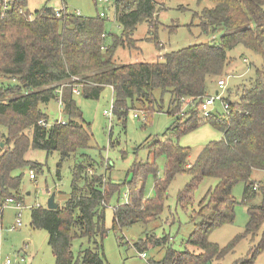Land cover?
<instances>
[{
	"label": "trees",
	"instance_id": "obj_1",
	"mask_svg": "<svg viewBox=\"0 0 264 264\" xmlns=\"http://www.w3.org/2000/svg\"><path fill=\"white\" fill-rule=\"evenodd\" d=\"M209 1L210 7L193 16L199 19L203 33L225 30L217 42L165 52L151 62L116 63L117 48L134 46L136 25L146 22L153 26L157 12L154 0H130L117 6L115 18L122 29L120 35L106 33V20L97 14L82 16L66 8L61 17H56L47 4L30 13L27 0H0V221L6 204L24 206L23 172H13L25 167L42 170L25 159L29 148L57 151L58 167L70 156L76 157L65 203L56 209H48L46 204L30 208V225L47 232L54 264H108L102 248L107 232L117 233L134 223L148 224L158 219L168 187L179 173L190 176L176 198L183 210L192 205L193 193L204 178L217 179L191 215V220H198L186 242L201 252L177 251L169 246L166 235L145 233L133 245L137 251L167 244L163 258L154 264H209L226 254L235 240L220 248L209 241L208 235L233 222L237 200L232 188L238 182H243L242 203L260 196L257 204L247 206L248 220L240 237L255 235L264 226V0ZM150 30L156 47L161 48ZM239 45L259 55L261 65L235 101L227 95L228 114L202 119L195 106L178 113L182 97L196 100L210 93L209 79L225 73L231 62L228 52ZM106 86L112 89L113 114L122 124L136 105L146 119L153 112H162V99H156V90L160 95L168 94L165 112L174 118L167 129L169 135L150 143L152 160L133 162L131 178L126 182L127 201L113 208L110 228L105 227V208L124 182L112 181L97 171L98 164L87 153L91 148L90 126L84 122L72 92L78 87L84 98H98ZM59 99L66 121L39 124L47 122L41 107ZM204 123L218 129L221 138L209 141L189 163L190 149L179 145L178 138ZM27 129L28 134L24 132ZM159 156L165 158L162 177L156 165ZM110 166L107 164L106 171ZM254 169L262 171L261 181L250 179ZM149 175L153 176V197L144 194ZM78 238H85L86 244L74 253L73 241ZM263 250L264 228L258 244L237 264H253Z\"/></svg>",
	"mask_w": 264,
	"mask_h": 264
},
{
	"label": "rangeland",
	"instance_id": "obj_2",
	"mask_svg": "<svg viewBox=\"0 0 264 264\" xmlns=\"http://www.w3.org/2000/svg\"><path fill=\"white\" fill-rule=\"evenodd\" d=\"M130 0H120V5ZM157 12L152 19V25L141 22L136 25L132 38L135 40L133 47H119L114 54L116 63L151 62L169 51L178 50L182 47L197 43L218 41L223 28H217L209 33H203L198 26L199 19L194 13H199L204 7H210L209 0H154ZM45 2L52 8H59V0H27V9L30 13L40 9ZM68 11H79L82 16H95L100 10L95 6L93 0H65ZM197 15V14H196ZM32 17V15H30ZM106 33L120 35L121 27L117 25L111 15V20L106 22ZM151 29V30H150ZM153 36L158 37L157 48ZM231 63L225 68V73L216 78L209 79V87L216 88V82L220 78H227L226 93L230 100L238 98V92L242 91L245 85L251 82L254 72L261 65L259 55L237 46L228 52ZM247 60V64L243 62ZM233 64H236V66ZM235 68V69H234ZM243 72V75H239ZM11 81V82H10ZM8 83H15L9 80ZM214 88H210L214 91ZM210 94V93H209ZM154 95L157 100L162 99L163 111L153 112L147 119L141 111L140 106L130 109L126 116L125 124H122L117 117L112 116L111 121L104 115L105 110L111 108L113 102L112 89L109 86L103 88L98 98H84L80 93L74 94L77 106L80 108L84 122L88 123L92 133L88 155L98 164L97 171L106 174V177L115 182H124L119 189V194L114 193L105 208V227L110 228L113 208L124 203L127 193L126 182L131 178L130 168L133 162H145L152 160V152L149 149L150 143L164 134L169 135V129L173 124L172 115L165 112L169 100L168 94L160 95L156 90ZM162 97V98H161ZM227 98V97H226ZM184 107V106H183ZM178 113H181V109ZM47 114V123L54 121L64 122L67 117L61 111L59 100H52L41 107ZM216 110L222 114L219 103L215 104ZM186 111V110H185ZM183 111L182 113H185ZM134 113L138 116H134ZM29 133V129L24 131ZM221 132L208 123L200 125L197 129L187 132L178 138L181 146L189 147L190 156L188 162L192 163L201 149L212 140H219ZM25 159L37 163L42 170L23 168L15 170L14 175L23 172L21 181V193L23 194L24 207L21 208V226L16 230H10L17 211L13 204H6L2 210L0 221V257H14L21 248H26L27 256L31 264H54V257L47 243L48 235L45 230L35 229L30 225V208L35 205H45L49 196L53 193L55 202L62 206L71 190L72 167L77 161L76 157L70 156L61 166L58 167L59 153H50L41 149L29 148L25 153ZM107 164L111 165L106 171ZM158 176L162 177L165 170V158L159 156L156 159ZM29 171L35 174L34 179L29 178ZM262 171L254 169L250 179L261 181ZM190 176L187 173L176 174L168 187V197L164 201V208L160 217L148 224L134 223L122 228L117 233L109 230L102 239L103 255L108 264H154L160 261L165 253L166 245H150L142 250L146 258L139 256V251L134 248V243L143 234L154 233L157 237L166 235L169 246L177 251L185 249L199 253L201 250L186 242L188 235L193 231L198 219L191 220V215L198 210V202L206 191L217 183L216 178H204L193 193L192 205L186 210L177 204L176 198L179 191L189 182ZM243 182L236 183L232 188V194L237 200L234 208V220L232 223L224 224L211 231L208 235L209 241L217 244L220 248L226 247L233 240L232 248L221 258L214 259L209 264H237L249 253L250 248L256 246L260 241L263 227L253 235L249 234L240 237L248 220L247 206L257 204L260 196L257 195L246 203H242ZM144 194L147 197L155 195L153 189V176L146 177L144 182ZM121 237V240L119 238ZM85 238H78L73 241L72 251L76 253L80 245H85ZM27 246V247H26ZM253 264H264V250L256 255Z\"/></svg>",
	"mask_w": 264,
	"mask_h": 264
},
{
	"label": "built area",
	"instance_id": "obj_3",
	"mask_svg": "<svg viewBox=\"0 0 264 264\" xmlns=\"http://www.w3.org/2000/svg\"><path fill=\"white\" fill-rule=\"evenodd\" d=\"M61 1V6L59 8L54 9L56 17H61L65 11H66V4L64 3V0H59ZM94 4L96 7H98L100 10L97 11V15L100 18L105 19L106 21L111 20V15H113V19L116 20V11H117V6L120 5V0H93ZM6 8V7H5ZM80 12L77 10L76 14H79ZM31 17V16H29ZM245 62H247L246 59H244ZM227 78H220L216 82V91L207 94L201 97H198L196 100H193L190 97H182L180 99L181 101V106L183 109H181V113L183 111H187L188 109L192 108L195 106V108L198 111L199 117L202 119H206L210 117L213 113H216L218 116H226L229 112V103L226 101L227 97V83L226 80L230 77L229 75L226 76ZM63 87V86H62ZM61 87V88H62ZM61 88L58 90L59 98L61 95ZM73 93H79V88L78 87H73L72 89ZM59 102L61 104V100L59 99ZM219 103L220 107L222 109V114H218V111L215 108V104ZM185 111V112H186ZM104 115L109 118V121H111L112 116H113V110H112V103H111V108L107 111H104ZM136 116V114H134ZM39 124L43 126H49L52 123L44 122V121H39ZM35 174L33 171H29V178L34 179ZM127 201V196L125 195L124 197V202ZM12 200H8L7 203H12ZM13 209L16 212L15 218L13 223L10 225L9 229L10 230H15L18 227L21 226V208L24 207L20 203H12ZM139 256L143 259L146 258V253L145 251L139 252ZM0 264H31L30 259L25 256L24 254L22 255H16L13 258L6 256L4 259H0Z\"/></svg>",
	"mask_w": 264,
	"mask_h": 264
},
{
	"label": "crops",
	"instance_id": "obj_4",
	"mask_svg": "<svg viewBox=\"0 0 264 264\" xmlns=\"http://www.w3.org/2000/svg\"><path fill=\"white\" fill-rule=\"evenodd\" d=\"M64 3L66 4V2H65V0H64ZM45 4H47V2H45ZM47 6H49V5H47ZM53 9H56V8H53ZM107 22V21H106ZM115 22H116V20H115ZM244 60V59H243ZM232 62V61H231ZM230 62V63H231ZM243 62H245V61H243ZM246 64L248 63V62H245ZM232 64V63H231ZM236 66V64H233V66ZM248 65V64H247ZM235 69V68H234ZM243 72H241V74H239V75H243L242 74ZM212 88H214L213 86H211ZM211 87H209V92H210V94L211 93H213V92H215L216 91V88H214V91H211ZM135 114V113H134ZM218 114H220L219 112H218ZM212 115H217L216 113H213ZM138 115L136 114V117H137ZM55 200V199H54ZM59 206V205H58ZM19 228V227H18ZM17 228V229H18ZM16 230V229H15ZM27 247V246H26ZM26 248H21L17 253H15L16 255H22V254H24L25 256H27V250H25ZM1 255V254H0ZM28 257V256H27ZM29 258V257H28ZM0 259L2 260V258L0 257Z\"/></svg>",
	"mask_w": 264,
	"mask_h": 264
},
{
	"label": "water",
	"instance_id": "obj_5",
	"mask_svg": "<svg viewBox=\"0 0 264 264\" xmlns=\"http://www.w3.org/2000/svg\"><path fill=\"white\" fill-rule=\"evenodd\" d=\"M46 206L48 209H56L58 207V204L54 200V194L52 193L46 203Z\"/></svg>",
	"mask_w": 264,
	"mask_h": 264
}]
</instances>
